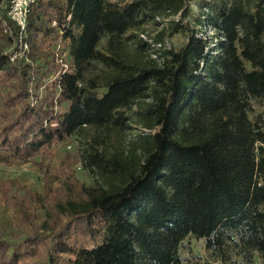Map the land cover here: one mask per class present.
<instances>
[{
  "label": "trees",
  "instance_id": "1",
  "mask_svg": "<svg viewBox=\"0 0 264 264\" xmlns=\"http://www.w3.org/2000/svg\"><path fill=\"white\" fill-rule=\"evenodd\" d=\"M10 1L0 0V164L28 161L83 127L133 123L148 133L127 158L82 150L79 162L103 184L62 192L42 212L19 183L0 178V264L45 243L41 264H180L187 237L203 239L222 264H253L254 254L264 264V128L249 118L251 101L264 97V0L205 3L196 25L207 37L185 21L191 0H36L25 36L7 17ZM176 15L169 30L186 41L154 49L159 62L129 58L113 40ZM58 43L65 72L54 62ZM92 62L103 72L88 77ZM75 229L79 244L69 238Z\"/></svg>",
  "mask_w": 264,
  "mask_h": 264
},
{
  "label": "rangeland",
  "instance_id": "2",
  "mask_svg": "<svg viewBox=\"0 0 264 264\" xmlns=\"http://www.w3.org/2000/svg\"><path fill=\"white\" fill-rule=\"evenodd\" d=\"M122 6L134 0H106ZM219 0H191L188 3V15L186 22L190 27H195L198 36H211L212 32L208 28H200L196 25V18L200 15V8L207 2L213 7ZM179 15L174 17H163V19L147 20L139 29L129 31L120 38L113 39L118 42L125 54L129 58L137 59L142 62L148 59H157L152 48L154 39L163 31L162 39L172 50H178L186 41V34L183 30L172 34L169 30V21H177ZM76 32V31H75ZM132 35L139 36L145 42L146 49L139 53L136 51L135 43L137 39H131ZM108 36L103 35L99 41L97 50L105 53L104 47L107 44ZM59 44V43H58ZM139 54V56H138ZM54 57V55H53ZM55 59V58H54ZM57 65L58 62L54 61ZM248 67V66H247ZM103 72V67L97 62H92L88 66L86 75L92 77ZM52 77L49 82H52ZM102 81V80H101ZM105 89L97 91L100 96ZM142 108L139 103L132 109L133 112ZM252 111L249 114L250 119L256 116L260 117L264 128V97L251 101ZM124 128H95L83 127L77 133L64 141L50 148L43 149L41 154L25 162L12 161L11 163L0 164V178L3 180L15 181L28 191L26 204L31 210L40 211L52 204L54 198L66 192L72 197H76L77 190L81 185L90 186L96 180L102 182L98 171L92 173L78 160V154L82 150L89 149L90 146L105 152L106 156H112L117 151H121L123 158H127L133 143L137 141V136L148 133L147 130L133 123H126ZM103 184V182H102ZM49 208V207H48ZM10 214V213H8ZM42 217V216H41ZM77 229L70 235V239L76 244L84 240L83 235ZM89 241V239H87ZM36 253L33 255V252ZM31 254L22 258L17 264H41L45 258L46 243L38 244ZM180 264H222L213 251L206 249L203 239L187 237L178 248ZM234 258V257H233ZM242 262L240 258H237ZM61 264H64L61 262ZM253 264H262L258 255L254 254Z\"/></svg>",
  "mask_w": 264,
  "mask_h": 264
},
{
  "label": "built area",
  "instance_id": "3",
  "mask_svg": "<svg viewBox=\"0 0 264 264\" xmlns=\"http://www.w3.org/2000/svg\"><path fill=\"white\" fill-rule=\"evenodd\" d=\"M36 0H11L9 9L7 12V17L10 21H12L20 30V35L25 36V26H26V18L29 12L30 6L35 2ZM70 18V16H67V20ZM51 27L58 28L59 35H62L63 31L62 28L58 26L57 21L52 20L51 21ZM23 44V49L27 50V44ZM152 48L155 50H163V49H169L167 44L164 42L160 43H153L151 44ZM53 55L55 60L58 62V65L61 69V72H65L69 68V64L67 62V53L63 51L61 44H57L55 48H53ZM16 57V54L13 56V58Z\"/></svg>",
  "mask_w": 264,
  "mask_h": 264
}]
</instances>
